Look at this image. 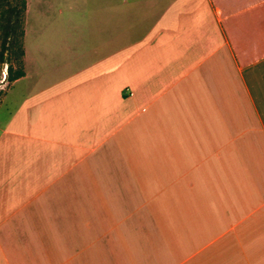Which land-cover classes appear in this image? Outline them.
<instances>
[{
  "label": "crops",
  "instance_id": "crops-1",
  "mask_svg": "<svg viewBox=\"0 0 264 264\" xmlns=\"http://www.w3.org/2000/svg\"><path fill=\"white\" fill-rule=\"evenodd\" d=\"M23 49L0 264H264V0H26Z\"/></svg>",
  "mask_w": 264,
  "mask_h": 264
},
{
  "label": "trees",
  "instance_id": "trees-1",
  "mask_svg": "<svg viewBox=\"0 0 264 264\" xmlns=\"http://www.w3.org/2000/svg\"><path fill=\"white\" fill-rule=\"evenodd\" d=\"M26 0H0V64L6 66V80L24 74L23 70V35L25 24ZM16 48L17 68L13 70L9 51Z\"/></svg>",
  "mask_w": 264,
  "mask_h": 264
},
{
  "label": "rangeland",
  "instance_id": "rangeland-1",
  "mask_svg": "<svg viewBox=\"0 0 264 264\" xmlns=\"http://www.w3.org/2000/svg\"><path fill=\"white\" fill-rule=\"evenodd\" d=\"M15 0H12V2H14ZM16 2H17V0H16ZM15 51H16V48L14 47L13 48V50H10L9 51V54H8V56H10V61H11V63H12V66H13V70H15L16 68H17V66H18V64H17V61L18 60H16V57H15ZM3 69V70H2ZM2 71L3 72H5L6 71V66L5 65H3V64H0V76H1V73H2ZM1 78V77H0ZM0 84H2V82H0ZM2 92H3V90H0V97H1V95H2Z\"/></svg>",
  "mask_w": 264,
  "mask_h": 264
}]
</instances>
